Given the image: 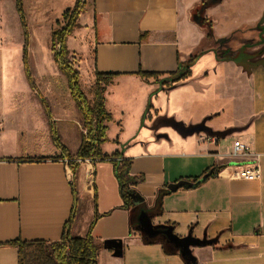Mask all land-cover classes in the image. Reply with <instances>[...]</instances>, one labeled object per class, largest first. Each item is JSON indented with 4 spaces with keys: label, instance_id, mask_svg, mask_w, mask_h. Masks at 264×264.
<instances>
[{
    "label": "crops",
    "instance_id": "0c3cea01",
    "mask_svg": "<svg viewBox=\"0 0 264 264\" xmlns=\"http://www.w3.org/2000/svg\"><path fill=\"white\" fill-rule=\"evenodd\" d=\"M78 1L22 0L23 26L17 0H0V264H19L18 248L7 242L59 240L72 214L73 234L85 235L93 224L102 244L98 264H195L167 237L141 232L139 207L156 228L197 238L190 246L196 264H264V46H248L245 61L232 56L239 49H205L208 34L192 19L203 0H85L67 47L96 79L97 72L113 74L104 94L112 120L101 148L131 159L140 200L123 206L114 163L101 160L80 163L76 201L65 158L82 145L83 116L70 94L39 91L35 62ZM224 38L216 34V41ZM14 49H23L20 72ZM164 98L167 114L201 130L153 128L146 106L151 100L157 108ZM235 140L250 152L231 154ZM257 155L259 179L230 177ZM180 180L193 184L168 188Z\"/></svg>",
    "mask_w": 264,
    "mask_h": 264
},
{
    "label": "trees",
    "instance_id": "16d2710c",
    "mask_svg": "<svg viewBox=\"0 0 264 264\" xmlns=\"http://www.w3.org/2000/svg\"><path fill=\"white\" fill-rule=\"evenodd\" d=\"M85 0L78 1L75 6L67 9L63 13L65 24L61 28H57L52 36V49L54 50V58L59 64L60 69L68 77L69 85L75 98L78 107L83 116V128L85 133L83 136L82 145L76 156H68L71 161L73 176H75L80 163L73 161L76 158H90L94 162L101 160H110L114 163V172L118 179L119 190L124 201L123 206L129 208L139 202L140 195L135 189L137 179L131 175V159L122 156L116 151L112 154H107L102 151L101 145L107 138L108 123L112 120V114L107 109L105 103V90L113 74H105L97 72L96 87L93 89V97L89 99L80 89L79 76L76 69L70 63H67V55L69 50L66 46L67 36L78 26L77 19L83 8ZM17 8L21 17L23 26H25V16L23 11L22 0H17ZM210 23V32L212 34L213 24L207 18L203 19V23ZM263 33V32H262ZM58 42L59 48L55 49L54 45ZM264 42V37H261L258 43L245 44V47ZM199 55L193 57L188 63V66L194 64ZM222 60H229L222 59ZM28 72V78L31 76ZM143 76H151L153 73L141 72ZM188 73H180L176 75L174 80H180L188 76ZM33 86V85H32ZM149 106V105H148ZM54 141L61 146L59 140L54 134ZM74 179V178H73ZM197 180V179H196ZM74 183V193L77 201V191ZM74 221L72 214L66 223V229L62 233L59 240L48 241L43 239L38 240H22L20 238L11 240L7 244L16 246L19 253V264H98L99 255L102 249V244L97 242L91 234L92 225L85 235H77L71 232V226Z\"/></svg>",
    "mask_w": 264,
    "mask_h": 264
},
{
    "label": "rangeland",
    "instance_id": "374dc122",
    "mask_svg": "<svg viewBox=\"0 0 264 264\" xmlns=\"http://www.w3.org/2000/svg\"><path fill=\"white\" fill-rule=\"evenodd\" d=\"M210 2L212 3V0H210L209 3ZM206 18L212 21L213 29L212 34L209 35L208 33L210 31L208 27H203L204 31H206L208 34L207 39L203 43V47L205 49L211 47H216L217 49H239L235 55L232 56L238 61H245V49L248 48L245 47V44L258 43L261 37H263L261 33H264V0H223L219 5L210 8L209 12L206 13ZM64 24L65 21L63 16H61L56 28H61ZM72 32L69 35H71ZM216 34L222 36L225 35V38L223 40L220 39L219 41H216ZM262 45L264 46V42H260L259 44H254L251 46ZM52 47V41H50L49 49H45L44 53L37 59V62L33 60L35 62V68H38L40 64V69L38 72L39 76L37 75V72L35 75L37 88L42 94L46 96L56 94L66 96L70 94L73 97L68 77L60 69L59 64L54 61V50ZM59 47L60 45L58 42H56L54 48L57 49ZM67 49L69 50L67 55V63H70L72 67L77 70L80 89L89 99H92V91L96 87L97 82L95 74L93 73L92 68L88 67L85 58H82L80 55L74 56L68 47ZM217 52L220 55L223 53L224 55L222 56L225 57H227L229 54L227 50H218ZM22 53L23 49H14L12 51V63L14 65V70H18L20 67ZM16 78V90L21 92L24 88L23 80L20 78V75L16 76ZM178 83H180V81L173 80L166 87L167 89L173 88L177 86ZM167 100L168 98L161 100L160 105L157 108L152 105L151 100L148 101L146 111L151 108L153 109V111H151L148 115L152 127L158 130L164 127L168 129L172 128L184 135L193 134L194 132H183L182 129H179L182 127L181 125L179 126V124L177 125V123L180 122L177 118V115L166 113L168 112L166 106ZM182 124L187 126L184 123ZM139 216L140 207L138 208L135 215V221H138ZM160 236L166 237L164 234H160Z\"/></svg>",
    "mask_w": 264,
    "mask_h": 264
},
{
    "label": "water",
    "instance_id": "95a60500",
    "mask_svg": "<svg viewBox=\"0 0 264 264\" xmlns=\"http://www.w3.org/2000/svg\"><path fill=\"white\" fill-rule=\"evenodd\" d=\"M210 0H203L202 3L199 5L198 10L193 13L192 19L195 21L198 25L201 27L207 26L209 31H210V23L208 22L207 24L203 23V19L205 18L204 13L205 10L210 7L217 5L222 2V0H212V3ZM211 21V20H210ZM181 125L183 132H190L193 133L195 131L201 130V125H189V126H184L182 123H177V125ZM193 183L187 180H180L174 183H170L168 185V188L170 190H176L177 188L184 186V185H192ZM138 203V202H136ZM139 229L141 230L142 233L149 237H154L159 234H164L174 245L181 251V253L184 256L189 257L193 263L196 264L195 258L192 255V252L190 250L191 245H196L199 244L200 241L193 237V236H186V237H180L177 234L174 233L172 228H166V229H160L156 228L152 222V219L148 215V213L144 210L141 211L140 216H139Z\"/></svg>",
    "mask_w": 264,
    "mask_h": 264
},
{
    "label": "built area",
    "instance_id": "2783aa9c",
    "mask_svg": "<svg viewBox=\"0 0 264 264\" xmlns=\"http://www.w3.org/2000/svg\"><path fill=\"white\" fill-rule=\"evenodd\" d=\"M207 139L213 140L212 138L207 137ZM215 140V139H214ZM249 151V146L240 141V140H235L233 144V149L231 154L238 155V154H243L246 155L248 154ZM73 161L77 163H82L84 161H87L89 163L94 162L92 159L87 158V159H81V158H76ZM65 163L68 166V177L70 178L71 181H73V172H72V167H71V161L68 158H65ZM72 172V173H71ZM262 174V168L261 164L259 162V157L257 155V158L253 161V163L250 166H239L233 170L231 173L230 177L233 178H241V179H246V180H255L259 179Z\"/></svg>",
    "mask_w": 264,
    "mask_h": 264
}]
</instances>
